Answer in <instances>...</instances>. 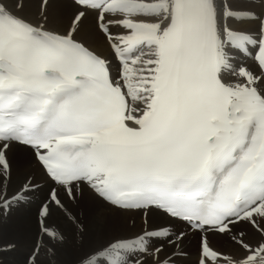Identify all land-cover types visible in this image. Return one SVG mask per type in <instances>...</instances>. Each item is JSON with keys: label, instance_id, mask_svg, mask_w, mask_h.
Here are the masks:
<instances>
[{"label": "snow or ice", "instance_id": "6c2138e0", "mask_svg": "<svg viewBox=\"0 0 264 264\" xmlns=\"http://www.w3.org/2000/svg\"><path fill=\"white\" fill-rule=\"evenodd\" d=\"M0 264H264V0H0Z\"/></svg>", "mask_w": 264, "mask_h": 264}]
</instances>
